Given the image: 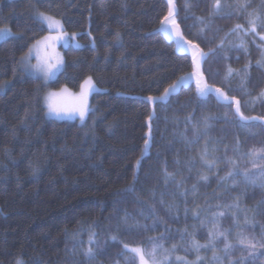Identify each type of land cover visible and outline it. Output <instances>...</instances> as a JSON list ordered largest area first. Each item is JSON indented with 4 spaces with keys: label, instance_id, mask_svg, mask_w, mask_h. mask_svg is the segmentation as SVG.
Listing matches in <instances>:
<instances>
[{
    "label": "trees",
    "instance_id": "1",
    "mask_svg": "<svg viewBox=\"0 0 264 264\" xmlns=\"http://www.w3.org/2000/svg\"><path fill=\"white\" fill-rule=\"evenodd\" d=\"M213 2L176 0L177 23L207 54L203 78L231 104L201 98L195 83L149 101L193 71L191 55L158 30L167 0H0V29L15 35L0 43V264H126L125 244L152 241L176 246L171 264L192 262L190 243H208L213 219L235 251L225 257L219 237L198 264L214 254L221 264H264V248L253 259L236 239L264 243V186L248 155L264 147V0H221L211 14ZM38 13L62 20L82 44L64 50L65 69L50 83L21 66L50 34ZM89 77L99 91L87 120H52L46 95L78 92ZM236 100L261 119L240 122Z\"/></svg>",
    "mask_w": 264,
    "mask_h": 264
},
{
    "label": "snow or ice",
    "instance_id": "2",
    "mask_svg": "<svg viewBox=\"0 0 264 264\" xmlns=\"http://www.w3.org/2000/svg\"><path fill=\"white\" fill-rule=\"evenodd\" d=\"M186 6H188V0H185ZM168 3V12L167 15L163 17L160 21V29L159 31L164 32L169 37L173 34L177 36V46L184 52H191L192 54V62H193V71L190 75L181 77L175 84L170 86L171 92H175L176 89L182 85L187 84L191 80H195L196 86V93L201 98L207 97L209 95H216L218 99H221L226 104H231L234 97H229L225 92L221 90V88H213L203 79V75L200 72V62L205 58L207 55L206 53L202 52L196 44H192L190 41H184L181 33L179 32V25L176 21V9L174 0H167ZM242 8H247L248 5L244 4L241 5ZM221 9V0H214L212 5V13L215 14ZM251 15V13L249 14ZM39 21L42 23L47 24L49 27L55 26L56 28L62 29V25L59 20H55L51 16H47L44 13H40L38 17ZM260 20V16L256 15L254 18L248 20V24L251 26V31L256 32L258 22ZM242 26L237 24L235 29H241ZM12 33L10 29H0V40H5L11 37ZM63 38V34L57 35L56 37L48 36L44 38V41H37V44L34 45L37 49L41 44L44 45L45 50L50 47V41L52 40H60ZM261 39H264V36H261ZM188 45V47H185ZM32 50H29L28 57L22 58L27 62V59L30 58ZM62 61L57 57L55 58V63H53V57L51 56H44L43 58H39L37 65L34 66V70L37 73H41L45 80L50 79L56 71L59 70V66ZM257 63H260L259 61ZM232 74V69H228V75ZM227 78V77H226ZM95 85L91 77L87 78L83 84L81 85V90L78 95H73L69 93L67 88H62L59 92H49L46 97L45 101L47 104L48 114L54 115L57 118H60L64 115H74L78 114L81 121L83 122L85 116L89 111L88 107V95L93 91ZM169 89H165L164 95L167 96L170 94ZM149 101H152V97H148ZM164 99V97H161ZM70 102V103H69ZM227 115V114H226ZM235 115L239 118V121L247 125L250 121H254L257 119H261L258 117H247L241 112L240 102L238 100L235 101ZM150 148L149 141H145V150ZM249 157L252 159V167L260 169L258 174V178L261 181V186H264V147L260 149H254L249 152ZM143 156V153H142ZM141 161L137 160L136 164L137 167L140 166ZM211 166L213 162H208ZM235 164V162H233ZM229 176H233V172L229 171ZM246 179L255 183L256 176L249 174L248 171L244 172ZM202 179H206V177H201ZM232 207V206H229ZM238 207V205L236 206ZM217 215H223V213H218ZM213 225V230L209 233V240L207 244H199L195 239H193L190 243L191 250L197 253L196 260L189 262L188 260L184 259V257L176 256V264H198L202 260V257L199 255V251L201 248H207L211 246L213 249H216L218 246L216 245V240L219 237H224L223 248L220 249L225 257H231L233 252L235 251L234 246L228 240V235L226 231H222L218 227V222L213 219L210 221ZM113 240L116 239L115 236L112 237ZM183 239V238H182ZM237 242L240 245L244 246V250L248 252V255L256 258L255 249L264 248V243H257L254 242L253 239L245 236L243 233L237 234ZM124 249L126 253H130V256L126 257V264H136L137 260L139 264H171V256L176 251V246L173 245L172 249H165L163 245L157 241L151 242V248L145 249L141 246H134L130 247L129 245L125 244ZM187 251V249H186ZM85 255L88 258H94L93 249L89 247ZM213 264H221V257L217 255H213L212 257ZM17 264H21L20 261H17ZM229 264H243V257H241L240 261H233L229 260Z\"/></svg>",
    "mask_w": 264,
    "mask_h": 264
},
{
    "label": "rangeland",
    "instance_id": "3",
    "mask_svg": "<svg viewBox=\"0 0 264 264\" xmlns=\"http://www.w3.org/2000/svg\"><path fill=\"white\" fill-rule=\"evenodd\" d=\"M10 1H17V0H10ZM39 14L40 13H38V15H37V20L39 21V19H38V17H39ZM45 15H47V14H45ZM47 16H49V15H47ZM52 17V16H51ZM54 18V17H53ZM176 18V17H175ZM55 20H59V19H57V18H54ZM60 21V23H61V25H62V29H60V28H56L55 26H52V27H49L47 24H45V23H43L47 28H48V30L50 31V34L49 35H47L46 37H48V36H52V37H56L57 35H60V34H63V38L62 39H60V40H52V41H50L49 43H50V47H48L47 48V50H45V48H44V45L43 44H41L40 46H39V49H37L36 47H32L31 48V50H32V52H31V56H30V58H28L27 59V62H25V60H23L22 59V61H21V66H22V69L25 71V73H27L28 75H30V76H32V77H35V78H38V79H41V80H43L45 83H50V82H52L53 80H55L63 71H64V69H65V66H66V63H65V57H64V50H66V49H68V48H70V47H76V48H80V47H82V44H81V42H80V40H79V37H80V34H71V33H68L67 31H66V29H65V27H64V24H63V21L62 20H59ZM176 21H177V19H176ZM42 23V22H41ZM178 24V23H177ZM179 32L181 33V35H182V37H183V40L184 41H187L185 38H184V36H183V34H182V31H181V29H180V27H179ZM11 33H12V35H11V37H9V38H7V39H5V40H8V39H10V38H13L15 35H14V33L11 31ZM167 35V34H166ZM168 36V35H167ZM169 37V36H168ZM45 38V37H44ZM44 38H42L41 40H39V41H44ZM169 38H172V39H174V40H177V36L175 35V34H173L171 37H169ZM5 40H0V43L1 42H3V41H5ZM37 44V43H36ZM35 44V45H36ZM185 47H188V45H185ZM180 49V48H179ZM181 50V49H180ZM181 51H183V50H181ZM184 52V51H183ZM29 53V52H28ZM28 53L23 57V58H25V57H28ZM186 53V52H185ZM187 54H189V55H191V57H192V54H191V52H187ZM44 56H51V57H53V63H55V58H59L61 61H62V63L60 64V66H59V70L58 71H56L55 73H54V75L50 78V79H47V80H45V78L43 77V75L41 74V73H37L35 70H34V66L35 65H37V63H38V60H39V58H43ZM204 60V59H203ZM203 60L200 62V72L202 73V64H203ZM191 74V73H190ZM190 74H188V75H190ZM188 75H186V76H188ZM203 75V74H202ZM204 79V78H203ZM92 80H93V83H94V85H95V88L93 89V91L88 95V107H89V111H88V113H87V115L85 116V118H84V120H83V122H85L86 120H87V117H88V115H89V113H90V111H91V98H92V95L94 94V93H96L97 91H99V89H98V86H97V84H96V82H95V80L92 78ZM204 81H206L205 79H204ZM191 83H195V80H191V81H189L187 84H191ZM187 84H185V85H187ZM183 86V85H182ZM182 86H180V87H178L177 89H176V91L175 92H171V90H170V94L169 95H167V96H165V95H163L162 97H164V99H161V97L160 98H153V100H152V102H154V101H167L168 99H169V97L172 95V94H174V93H176V92H178L179 91V89L182 87ZM6 85L4 86V88H1L0 90H6ZM81 90V89H80ZM60 91V90H59ZM59 91H51V92H59ZM68 91H69V93H71V94H73V95H78L79 93H80V91H78V92H74V91H71V90H69L68 89ZM1 92V91H0ZM70 103V102H69ZM48 116L52 119V120H56V121H61V122H65V121H69V122H75V121H80V122H82L81 121V119H80V117H79V115L78 114H74V115H64V116H62V117H60V118H57L56 116H54V115H49L48 114Z\"/></svg>",
    "mask_w": 264,
    "mask_h": 264
},
{
    "label": "water",
    "instance_id": "4",
    "mask_svg": "<svg viewBox=\"0 0 264 264\" xmlns=\"http://www.w3.org/2000/svg\"><path fill=\"white\" fill-rule=\"evenodd\" d=\"M174 3H175V9H176V19H177V15H178V11H177V8H176V0H174ZM182 31V30H181ZM160 33H162L166 38H167V40L169 41V42H171V43H175L176 44V46H177V43H176V40H174V39H172V38H169L164 32H162V31H160ZM177 51L180 53V54H187V53H185V52H183V51H181L179 48H178V46H177ZM203 52V51H202ZM189 55V54H188ZM207 57V55L205 56V58ZM204 58V59H205ZM192 84V83H191ZM190 84H187V85H183L182 87H186V86H189ZM173 95V94H172Z\"/></svg>",
    "mask_w": 264,
    "mask_h": 264
}]
</instances>
